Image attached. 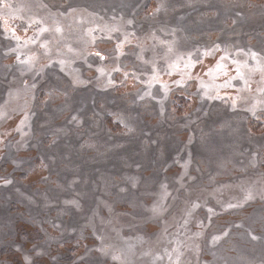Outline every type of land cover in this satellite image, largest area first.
<instances>
[{
  "label": "rangeland",
  "instance_id": "rangeland-1",
  "mask_svg": "<svg viewBox=\"0 0 264 264\" xmlns=\"http://www.w3.org/2000/svg\"><path fill=\"white\" fill-rule=\"evenodd\" d=\"M4 7L0 264H264V0Z\"/></svg>",
  "mask_w": 264,
  "mask_h": 264
},
{
  "label": "trees",
  "instance_id": "trees-1",
  "mask_svg": "<svg viewBox=\"0 0 264 264\" xmlns=\"http://www.w3.org/2000/svg\"><path fill=\"white\" fill-rule=\"evenodd\" d=\"M14 9H16L17 11H19L20 13L22 12V10H24L23 8H16V7H12ZM11 7H4V10H0L1 11H4L5 14H11L13 12ZM47 11V10H46ZM36 232L37 231H19V234L21 235V238L23 241H29V242H36V241H40L42 239V237L44 238L43 234H38L36 235ZM43 233V232H42ZM73 249V250H72ZM71 251H74V248H72ZM75 253V252H74ZM73 253V254H74ZM76 254V253H75ZM75 259H72V261H74Z\"/></svg>",
  "mask_w": 264,
  "mask_h": 264
},
{
  "label": "flooded vegetation",
  "instance_id": "flooded-vegetation-1",
  "mask_svg": "<svg viewBox=\"0 0 264 264\" xmlns=\"http://www.w3.org/2000/svg\"><path fill=\"white\" fill-rule=\"evenodd\" d=\"M257 97H258V98H261V94H257Z\"/></svg>",
  "mask_w": 264,
  "mask_h": 264
}]
</instances>
